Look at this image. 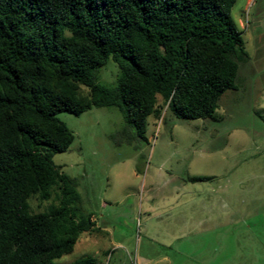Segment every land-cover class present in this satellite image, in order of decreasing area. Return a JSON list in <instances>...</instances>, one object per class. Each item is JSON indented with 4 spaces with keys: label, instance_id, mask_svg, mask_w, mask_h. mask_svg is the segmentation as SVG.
I'll use <instances>...</instances> for the list:
<instances>
[{
    "label": "trees",
    "instance_id": "trees-1",
    "mask_svg": "<svg viewBox=\"0 0 264 264\" xmlns=\"http://www.w3.org/2000/svg\"><path fill=\"white\" fill-rule=\"evenodd\" d=\"M235 1L0 0V264H59L98 229L53 163L74 139L58 113L114 106L122 125L109 137L134 149L148 143L158 96L177 119L214 118L248 59ZM109 59L113 87L97 81ZM54 188L58 203L33 212Z\"/></svg>",
    "mask_w": 264,
    "mask_h": 264
},
{
    "label": "rangeland",
    "instance_id": "rangeland-1",
    "mask_svg": "<svg viewBox=\"0 0 264 264\" xmlns=\"http://www.w3.org/2000/svg\"><path fill=\"white\" fill-rule=\"evenodd\" d=\"M231 14L248 59L213 119H177L158 96L148 143L134 149L109 137L122 125L114 106L57 114L74 139L53 163L76 179L98 228L57 263L264 264V0H236ZM117 76L109 59L97 81L113 87ZM58 200L54 188L29 204L37 213Z\"/></svg>",
    "mask_w": 264,
    "mask_h": 264
},
{
    "label": "crops",
    "instance_id": "crops-1",
    "mask_svg": "<svg viewBox=\"0 0 264 264\" xmlns=\"http://www.w3.org/2000/svg\"><path fill=\"white\" fill-rule=\"evenodd\" d=\"M92 220L94 221V219L92 218Z\"/></svg>",
    "mask_w": 264,
    "mask_h": 264
}]
</instances>
